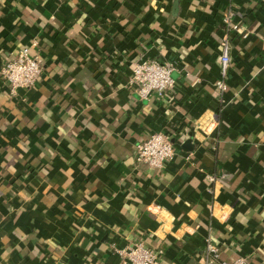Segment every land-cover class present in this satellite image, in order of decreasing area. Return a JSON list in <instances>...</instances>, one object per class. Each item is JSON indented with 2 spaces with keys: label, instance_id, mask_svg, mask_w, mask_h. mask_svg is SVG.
<instances>
[{
  "label": "crops",
  "instance_id": "0c3cea01",
  "mask_svg": "<svg viewBox=\"0 0 264 264\" xmlns=\"http://www.w3.org/2000/svg\"><path fill=\"white\" fill-rule=\"evenodd\" d=\"M34 41L35 86L0 78V264H122L135 242L199 264L209 240L264 264V0H0V68ZM145 60L171 66L162 98L129 85ZM153 134L176 146L157 170L134 157Z\"/></svg>",
  "mask_w": 264,
  "mask_h": 264
},
{
  "label": "built area",
  "instance_id": "2783aa9c",
  "mask_svg": "<svg viewBox=\"0 0 264 264\" xmlns=\"http://www.w3.org/2000/svg\"><path fill=\"white\" fill-rule=\"evenodd\" d=\"M234 12L228 10L222 20L224 35L221 41L219 56V79L215 83L216 90L222 98L226 92V77L230 64L229 35L242 34L239 23L234 22ZM243 37H246L243 34ZM37 47L34 41L29 46L19 49L16 55L5 62L0 68V78L5 85L7 94L17 96L19 91H28L39 80L43 67L37 55H31V49ZM171 66L155 60H145L134 64L129 78V85L140 99L147 100L152 96L162 98L173 86L170 78ZM176 146L171 137L164 134H153L135 146L134 157L138 164H143L151 169H161L166 162L173 160ZM225 178V175L221 176ZM208 181L214 182L212 176ZM122 264H160L163 252L158 249L148 248L141 242H135L124 249H114ZM199 264H248L245 258L234 262L222 261L219 258V248L207 241Z\"/></svg>",
  "mask_w": 264,
  "mask_h": 264
},
{
  "label": "water",
  "instance_id": "95a60500",
  "mask_svg": "<svg viewBox=\"0 0 264 264\" xmlns=\"http://www.w3.org/2000/svg\"><path fill=\"white\" fill-rule=\"evenodd\" d=\"M174 9L176 10V5H174ZM190 143H191V142H190L189 140L186 141V142L183 144L182 148L186 150V149L189 148V146L191 145Z\"/></svg>",
  "mask_w": 264,
  "mask_h": 264
}]
</instances>
